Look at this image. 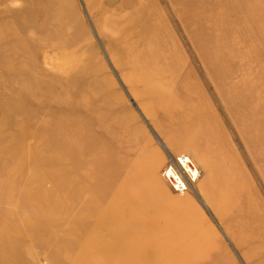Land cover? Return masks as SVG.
Here are the masks:
<instances>
[{
    "label": "rangeland",
    "instance_id": "rangeland-1",
    "mask_svg": "<svg viewBox=\"0 0 264 264\" xmlns=\"http://www.w3.org/2000/svg\"><path fill=\"white\" fill-rule=\"evenodd\" d=\"M6 10L5 30L26 16L35 20L36 46L17 64L31 96L12 84L14 74L0 75V230L10 234L0 249H24L16 263L0 264H264V0H14ZM127 22L133 23L131 43L144 49L149 65L117 62L115 56L125 61L126 55L113 41ZM4 58L1 53L0 68ZM75 91L85 94L79 106L87 113L67 116L63 95L71 105ZM34 112L40 118L33 119ZM103 117L125 128L116 124V132L105 135ZM64 121L86 130L76 147L88 150L81 194L102 204L94 220L70 217L73 191L66 187L73 174L75 180L83 175L72 159L73 141L50 145V134L66 129ZM101 145L116 151L109 179L140 201L122 212L124 219L114 217L119 204L127 206L124 197L101 186ZM36 150L42 160L54 155L56 168L32 172L24 160L42 165ZM180 153L201 172L192 193L173 192L161 176ZM227 164L243 187L234 201L216 199L212 191ZM36 197L45 200L44 209L35 207ZM138 205L137 223L146 229L127 225L129 234L119 233ZM45 209L67 215L52 218ZM9 212L23 220L6 219ZM144 231L151 238L139 234ZM233 231H241L242 240Z\"/></svg>",
    "mask_w": 264,
    "mask_h": 264
},
{
    "label": "bare ground",
    "instance_id": "bare-ground-1",
    "mask_svg": "<svg viewBox=\"0 0 264 264\" xmlns=\"http://www.w3.org/2000/svg\"><path fill=\"white\" fill-rule=\"evenodd\" d=\"M12 1H14V0H0V4L4 5V7H5L3 10H0V20H3L5 18L6 13H8V11L6 10L8 3L12 2ZM15 1H17V0H15ZM6 19H7V17H6ZM30 22H32L30 28L28 30H25V28L28 26V23H30ZM34 23H35V20L32 21V17H29V16H26L25 20L21 23L20 22L14 23L15 27H7L6 30L4 29V27L6 28V26H4V25H6L7 23H5L3 21H1V23H0V54L2 53L5 57L4 63L2 64L1 68L6 67L5 69H2L0 71V75H3L5 73L7 75L9 72L11 74H14V76L9 77V79H11L13 81V83L8 80L9 83L10 84L12 83L14 86H16V84L18 83V85H20V86L19 87L16 86V87L19 89L21 94H24L25 96L26 95L31 96V94H30L31 91L28 90L30 88L28 87L27 84H25L26 81L20 82L23 79L22 75H20V73L23 70V67H20L17 64H20L22 62L23 57L26 54H29L31 49H34L36 46V45H34V47L32 46L34 43H36V36H35L36 31L33 28H31L32 26L35 25ZM132 24L127 22L124 27L122 26V28H119V26H118V29L121 32V35H120V37L117 38V40L113 41L114 42L113 45L116 47L117 50H119V52L120 51L124 52V54L126 55V60L121 61V58L119 56H115V58H116L118 63L130 65L132 67L139 66L143 61H145L144 64L146 63L149 65L150 59L145 58V60H143V57H142V53H144V49H139L137 45H135L134 43H131V41H130V36L132 33H134V31L132 30L133 27L132 28L130 27ZM43 31H44V34L50 33V30H48V29L43 30ZM43 31H41V33H43ZM21 35H25V37H21ZM48 46L49 45H46V47H44L45 57L48 56L47 55L48 54L47 51L49 50ZM150 47H151V44H148L147 48H150ZM14 64H15V67L17 70L14 69V67H13ZM86 65L87 64L84 63L83 66L81 67V69L84 68V71H85L86 67H88V65L87 66ZM52 67H54V66L52 65ZM22 74H24V73L22 72ZM86 74L87 73L85 72L84 75H86ZM125 78L128 80L129 75L125 74ZM92 83H95V82H92ZM3 84H4V82H3ZM69 93H70V96L76 98L75 100L72 99V103L74 101L75 102L73 105L71 103V105H72L71 106L69 103L71 101V99L68 102L67 98L65 96L66 94H64L62 102L67 104L68 108H67V110H62V111L66 112L67 116L69 115L70 110H78L79 112H81L80 110H82V111L87 113V111L85 109H83L79 106V105H83L82 97H84L85 94L84 93L81 94L78 91L69 92ZM24 95H23V97H25ZM76 103H78V105L75 108ZM32 117H33V119L34 118H40V116L35 112H34V115ZM47 122H48V120H47ZM61 124L66 125L64 127L66 129H64V130L55 129L56 134H50V136H51L50 145H52L53 142L60 143L57 139H59L63 142L66 140H68V142L73 141L75 143V148H73V149H75V150L70 151L71 155H72V159L74 161H76V163H78V166H79L80 170L82 171V175H83L80 178V180H75L74 178H76V176L71 172L73 174L72 179H71L72 183H68L67 187H66V188H69L67 190H70L71 192L73 191L70 197H71V201H73L72 206L74 208L72 206L70 207L71 208L70 217H72V218H74V217H76V218H87V219L94 220V218H96L101 213L102 204L100 203L99 200H96V197L92 196V197H88L86 199L81 194V191H83V189L85 187H87V185L83 184V182H82L83 180H85L84 174L86 173L89 176L88 170L83 169V163H82V157L88 150L82 149V151H81V149L76 147L81 142V141H79V137H78L79 134L82 133L83 131H86V130L82 129L81 126L77 125L76 121L75 122L73 121V125L68 124L67 121L62 122ZM116 124H118V126L121 129L125 128V124H121L118 119H113V120L106 122L104 117H103V118H101V127L105 128V130L103 128H101V129H103L101 131H103L105 135L112 134L113 131L116 132V130H115ZM40 128H41V130L47 128V124L46 125L44 124ZM127 137H129V136H127ZM44 138H45V136L41 137L40 138L41 140L39 139L38 142L42 141ZM91 140L92 139H91L90 135H86L84 138V143H89ZM128 140H130V139L128 138ZM98 143H101V141H99ZM85 146H89V144H85ZM94 152L99 153L100 149L96 148L94 150ZM114 152H116V151L114 150L112 152H109L104 145H101V155H102L101 156V182H102L101 186H107V189L110 192V194H109L110 196L114 195L116 197H124V199L127 202V206L125 204H122V203L119 204L118 206L122 209L121 214L116 213V215H114V217L116 219H124L126 217V215H124V213H122V212H125L126 209L128 210L129 207H131L133 205V203L139 204L140 201L137 200L135 197H133L131 189L129 190V188H126V189L119 188V186L114 184L115 182H113L115 177L109 179V177L107 176L109 174V172H112L116 169V166L118 163V162H116L115 159H111L114 155L113 154ZM33 154L36 156V158L40 159L43 164L40 166H35V164L31 165V162L29 160H26V161L24 160V164L29 165L31 167L32 172H35V173L39 172L42 174V173H45V171H47L48 169L53 170L56 168V159H55L54 155L48 154V155H46L45 159L42 160L43 155H41V152L36 150L33 152ZM37 156H40V157H37ZM71 163H72V160H71ZM227 166L228 167L225 168V171H226L225 174L222 176L221 181H219L220 187L215 189V191L214 190H212V191H213L216 199H220L221 201H227L226 198H229V200L234 201L236 197H238L240 194H242L241 190L243 189V187L238 186V182L236 181L235 176L232 174L231 169H234V166L230 165V164H227ZM127 167H130L127 169V175L129 174V176H130V174H132L134 172V169L132 168L133 166L128 165ZM69 172L70 171H68V173ZM92 175L94 176L95 173H92ZM33 178L35 179V175L33 176ZM33 178H31V179H33ZM41 178L43 179V177H41ZM77 181H79V182L76 183ZM128 181H129V179H128ZM64 186H65V184H64ZM115 188H117V189H115ZM92 189L94 191L98 190V189H96V187L94 185H93ZM113 189H115V190H113ZM134 192L136 193V191H134ZM41 193H45V190H43ZM58 198H59V204H60V202H62V200H63V197H62V200H61L60 196H58ZM34 199H35V201H33V203H35L34 204L35 207L37 206L38 208L44 209V208H42V205H40V204H45V200L41 199L40 197H39V199H41V201H39L38 197H36ZM238 199H239V197H238ZM64 200H65V198H64ZM83 200L86 202V205H84V206L81 205L78 208L74 204V202L81 203V202H83ZM200 201L206 207V203L202 199ZM14 207H17V204ZM141 207H142V205H138L137 209L135 210L136 214H133L131 218L127 219V221L129 223L124 224L122 229L118 230L119 233L129 234V233H127V231H128L127 227H126L127 225L128 226L132 225L130 230L133 228H137V227H139L142 230L146 229V227L144 228V226H142V225L140 226L137 223V221H139L138 213L142 210ZM55 209H58V208H55ZM66 209H64V210L59 209L61 211L60 212L61 214L55 212L56 210L51 211V210L45 209L43 211L45 212V214H49L50 217L54 218V217H59V216H66L67 215L65 212ZM67 210H69V209H67ZM9 213L10 214L7 215L6 219H8L10 221L12 219H15V221L23 220L21 216L16 215V214L11 213V212H9ZM136 223L138 224V226L136 225ZM8 232H9V229L7 230V229L3 228L2 230H0V235H1L0 239H4L6 236L10 235V234H8ZM233 233L236 236V238L237 237L239 238L238 239L239 241L242 240V238L240 237L241 231L240 232L233 231ZM139 234L141 236H145V238H151L149 231L148 232L144 231L143 234L139 232ZM132 235L137 236L138 233L135 232ZM100 236H101L100 233H97L95 235L96 241H98L97 239ZM20 248L10 245V247L8 248L9 252H5V249H0V254H1L0 261L16 263L14 256L19 254L20 252L24 251L23 248L22 249H20ZM176 252L177 251H171V252H168V254H170L169 256H171V254L177 255L178 253H176ZM176 262H179V261L177 260ZM177 264H179V263H177Z\"/></svg>",
    "mask_w": 264,
    "mask_h": 264
},
{
    "label": "built area",
    "instance_id": "built-area-1",
    "mask_svg": "<svg viewBox=\"0 0 264 264\" xmlns=\"http://www.w3.org/2000/svg\"><path fill=\"white\" fill-rule=\"evenodd\" d=\"M200 174L198 165L186 153L170 157L161 172L168 186L178 194L194 192Z\"/></svg>",
    "mask_w": 264,
    "mask_h": 264
}]
</instances>
